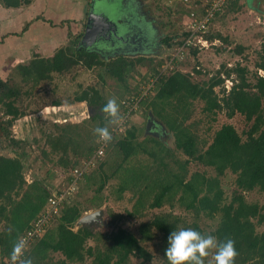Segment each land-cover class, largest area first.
<instances>
[{
    "label": "trees",
    "instance_id": "1",
    "mask_svg": "<svg viewBox=\"0 0 264 264\" xmlns=\"http://www.w3.org/2000/svg\"><path fill=\"white\" fill-rule=\"evenodd\" d=\"M102 1L105 2L99 0ZM32 2L33 0H0V5L18 8ZM241 2L230 0L223 12L212 19L209 30L219 17L241 11ZM88 10L84 12L86 20ZM186 11L189 12L188 7ZM116 19L118 21L119 16L116 15ZM29 24L30 22L25 24L23 31ZM85 31L84 27L73 41L59 46L52 55L35 53L30 60L14 64L11 73L13 77L16 76L15 79L5 78L0 74V136L2 140L9 142L8 146L13 145L17 150L15 156L0 155V227H3L0 230V264H7L14 242L45 211L51 196V189L45 184V180L35 179L30 183L26 180L23 158L27 156V143L13 136L11 129L16 119L26 115L20 102L22 95L25 92L30 94L31 91L26 89L23 92L22 88L27 84L36 87L44 81L53 82L56 74L63 75L79 65L87 68L99 66L102 70L99 78L104 84L114 80L126 86V89L131 87L128 77L136 63L125 56L127 53L112 57L108 62L104 61L98 51L84 42ZM187 34L185 31L184 36ZM70 35L71 32L68 37ZM204 36L211 40L222 35L219 32L214 35L205 33ZM223 39L228 40L227 37ZM164 41L169 47L175 42L181 43V39L173 41L170 37H166ZM77 42L79 46H76ZM198 48L192 47L194 52ZM244 49V46L237 45L235 52L242 53ZM259 53L260 61L257 66L264 69V44ZM142 59L139 57L136 61L141 62ZM162 64L160 61L158 67ZM221 68L209 82L203 84L194 82L189 72L169 70L167 74L158 77L156 86L144 95L142 101L148 102L149 111L152 110L160 120L154 129L160 130L159 127H163L172 132L174 147L165 145L154 136L140 139L136 125L125 128V131H115L116 125L109 124L106 115L100 111L108 100L104 89L96 86L83 89L80 85L81 89L76 92L73 101H85L95 110L90 116L93 129L88 130L84 122L68 123L66 118L55 121V131L44 134L49 148L45 147L41 152L49 161H57L63 169L75 170L77 166L82 167L83 161L93 156L97 149L99 137L94 130L108 126L113 134L108 149H113L121 159L115 154L116 166L113 165V169L112 166L107 168L105 159L109 154L106 156V152L102 157L103 161L83 172V179L79 181L83 186L78 195H83V191L89 189L94 190V195L86 199L90 205H84L74 195L69 196L60 213L52 217L46 233L32 243L25 252V257L30 258L32 264H84L86 255L93 256L91 264H129L131 256L148 261L153 255L143 242L159 235L163 239L165 252L171 232L191 227L204 235H214L218 241L229 238L234 240L238 252L235 264H264V230H259L264 223V205L250 202L246 195L255 190L264 192V76L258 73L250 76V70L240 61L232 67L222 64ZM222 70L226 72V77L221 74ZM158 72L156 70L151 76H156ZM232 74L236 76L233 77ZM225 79L233 81L229 91L224 86ZM220 85L224 94L222 97L215 90ZM132 100L131 97H125L120 102L121 116L129 111ZM196 100L203 103L202 112L207 114L209 122L223 110H226L228 117L242 114L250 123L246 136L243 137L232 123H224L213 132L211 141L206 136L201 137L197 120L192 119ZM54 105H61V101L55 100ZM135 112L132 111L131 114ZM129 122L130 117L125 125ZM141 154L147 157L141 160ZM182 155L187 158L183 159ZM134 157H137L138 164L132 163ZM191 161H197L207 169L195 171L188 177ZM228 170L236 175V188L231 197L227 198L222 177ZM115 177L120 178L116 189L120 196L127 190L137 196L134 211L129 216L142 217L146 214V209L161 208L168 203L172 208L178 204L185 210L186 216H192V220L188 221L185 215L170 210L159 212L152 219L143 222L140 236L124 227L109 234L96 233L88 225L75 230V223L84 212L91 207H102L105 186ZM73 180L74 175L71 173L68 182ZM204 218H217L216 227L207 231L202 226ZM55 221L57 224L51 228ZM91 238L96 241L105 239V246H87L86 243ZM54 253H60L61 257L58 260L50 259ZM207 258L205 264H209ZM167 263L169 264L168 260Z\"/></svg>",
    "mask_w": 264,
    "mask_h": 264
},
{
    "label": "rangeland",
    "instance_id": "2",
    "mask_svg": "<svg viewBox=\"0 0 264 264\" xmlns=\"http://www.w3.org/2000/svg\"><path fill=\"white\" fill-rule=\"evenodd\" d=\"M89 1L90 0H33L30 5L23 6V8L26 7V9L7 8L0 5V63L3 64L1 61L6 60L3 65L6 69L3 76L5 78L9 77L15 79L16 76L13 77L11 73V71L14 70L13 65L20 61L30 60L35 55L36 52L34 49L37 47L41 55H46L47 50H43L40 47L41 45L54 41L57 49L60 44H68L73 41L76 34L82 32L85 27L86 17L84 16V12L89 8ZM139 1L142 15H144V17L142 16V21L146 22L144 19H151L153 22H151L152 26L157 30V35L155 40H152V44L148 51L143 53L127 51L125 56L129 60H132L134 64L136 63L133 71L130 72L128 77V82L130 81L131 84L130 89H126V86L124 87L123 84H119L114 80H109L104 84L99 78V73L102 71L99 66L87 68L82 65L74 67L63 75L56 74L55 81L53 82L44 81L36 87H31V84H27L22 88L23 92L26 89L31 91L30 94H26L25 92L20 102L26 115L16 119L11 129L13 131V136L27 143V145L25 144L27 156L23 158V172L29 183L35 179L45 180V184L49 186L52 192L57 187L64 189L68 185V177L71 173L72 175H77L76 170H66L59 166L56 163L57 161H54V163L49 161L41 151L45 147L49 148L45 141L44 134L45 132L50 133L55 131L53 125L55 121H63V119L66 118L69 121L68 123L84 122L85 125L88 126V130L93 129V121H91L90 116L95 113V110L90 108L85 101H73L76 92L81 89L80 85L83 86V89L91 86L101 87L104 89V94L107 99L115 98L120 105V102L125 97L135 96V98H141L140 96H142L143 92L147 91L149 83L151 85H153V83L157 84L158 80L151 75L156 73V70H159L158 66H160V61L165 63L164 65L168 64V57L170 58V55L176 52L178 46V43L175 42L169 47L164 39L170 37L173 38V41H178L183 38L186 31L184 19L188 13L186 11V7L188 6L184 5L182 0ZM241 1L243 4L241 11L235 13L230 12L223 17H219L214 26L207 32L208 35H214L220 32L222 35L221 37L217 36L211 40L208 39V44L203 47L201 46L196 52H194L191 47L185 48L188 52L185 50L182 61L171 67L172 69H170V72L176 70L189 72L194 82L203 84L209 82L212 76L215 75L219 69H222V64H226L227 67H232L236 62L240 61L242 65L248 67L251 72V74H249L250 76L256 73L264 76V69L257 66V63L260 61L259 51L264 44V0ZM112 9L114 10V14L118 12V16L120 17L119 6H117V4H112ZM64 16L70 17V19H65ZM28 21H31V23L33 22L32 31L28 38L22 41H26L25 45L27 44L28 48H26L25 52L22 51L19 57H10L11 59L8 61V56L16 50H11V44L9 43L6 46L4 39L1 38H4V36L10 33L17 35L19 32L22 33ZM61 27L63 29H61ZM125 30H128L127 27ZM69 32H71L70 37H68ZM135 33L138 35L137 32ZM224 37H227L228 40H224ZM12 38L14 39L12 41L13 43L17 41L16 38ZM34 43H41V45L38 44V46H34ZM77 43L76 46H79V43ZM18 45L19 44H16V46ZM237 45L245 47L242 53L235 52V47ZM21 48L25 47L22 45ZM139 57L143 58L141 62L136 61ZM100 58L108 62L112 57L100 55ZM162 69L163 67L160 70ZM167 72H169V69H167L166 74ZM221 74L223 77L227 75L223 70ZM232 76L234 77L236 75L232 74ZM231 82H233L232 79H225L224 86L226 91L231 89L233 85ZM215 90L220 97L224 95L221 85L216 86ZM150 95L152 96L153 93ZM55 100L61 101V105H54ZM147 103V101H142L139 109L130 115V122L126 124L121 131H125V128L131 125H136L138 127L140 139L147 136H154L162 140L165 145L174 147V135L169 130H156L152 127L150 132L146 133L149 112ZM202 109L203 103L200 100H196L193 106L192 119L197 120L196 124L199 128L198 132L201 137L206 136L207 140L211 141L213 132L224 123H232L239 133H242L243 137L246 136L245 132L249 129L250 123L246 121L242 114L237 113L233 117H228L226 115V110H223L219 111L216 118L209 122L207 114L202 112ZM121 111L122 108L120 105V115ZM1 117L2 111H0V119ZM156 119L160 121L159 118ZM0 139V155L15 156L17 150H15L14 146H8L9 142L2 140L1 136ZM107 150L106 156L109 154L105 159V161H107V168L112 166L113 169L114 166H116V157L114 155H119L114 153V151H112L113 149L107 148ZM139 156L141 160L147 157V155L143 154ZM182 157L183 159L187 158L185 155H182ZM57 158L58 155L55 156V160H57ZM103 159H98L96 161V166L99 161L101 162ZM132 163H139L137 157L133 158ZM76 168H79V166ZM205 169L207 168L198 164L197 161H191L189 163L188 177L195 171H204ZM235 178L236 175L230 170L222 177V183L227 198L231 197L232 191L236 188ZM119 181L120 178L115 177L109 180L105 186V195L101 207L104 209V215H102L104 222L95 221L92 224H85L90 226L96 233L109 234L119 227H124L133 231L137 236H140V226L143 222L152 219V217L159 212H167L170 210L182 216L185 215L188 221L192 220V216L189 214L186 216L185 210L178 204L172 208L168 203L164 204L161 208L146 209V214L142 217L129 216L130 212L134 211L137 203V196L129 190L120 196L116 192ZM76 184H78L77 189L73 195L75 198L84 202V205L89 206L90 204L86 202V199L94 195V190L89 189L86 192L83 191V195H78L83 184L79 182ZM246 195L250 202L264 205V192L255 190L248 192ZM98 209L100 208L91 207L83 213L82 217ZM218 217L219 215H217V218ZM217 218L214 220L204 218L202 220V226L205 227L207 231L212 230L217 225ZM78 221L75 223V230L80 226H84L81 224L79 225ZM56 224L57 221L51 224V228L55 227ZM2 229L3 227H0V230ZM259 230H264V223L260 226ZM143 244L151 251L153 255L151 260L146 261L143 258L131 256L129 264H168L163 250L164 245H162L163 239L161 236L158 235L157 237H153L150 241L146 240ZM86 245L104 247L105 239L96 241L91 238L88 239ZM213 255L214 252L207 258L209 264H214ZM51 257L50 259L58 260L61 254L54 253ZM85 258L84 264H91L93 256L90 257L86 255Z\"/></svg>",
    "mask_w": 264,
    "mask_h": 264
},
{
    "label": "built area",
    "instance_id": "3",
    "mask_svg": "<svg viewBox=\"0 0 264 264\" xmlns=\"http://www.w3.org/2000/svg\"><path fill=\"white\" fill-rule=\"evenodd\" d=\"M182 1V3L188 6L189 9V12L186 14L184 19V27L186 28L188 34L181 38V43L178 44L176 52L172 53L170 55V58L168 57V64L164 65L165 63H163L159 70H157L159 72L156 76H154L156 80H158L161 75L166 74L167 69H172L171 67H173L176 63L182 61L185 50L187 48H192L193 46H197L200 48L201 46L203 47L208 44V39L204 36V34L209 31L212 19H214L219 12H223L224 8L227 6L230 0ZM162 67L163 69L160 70ZM155 85L156 84L154 83L153 85L149 83L147 91L143 92L142 96H140L141 98L131 97L133 99L132 105L129 111L124 114V116H122L123 120L116 125L115 131H121L122 128L126 126L125 123L130 117L131 112L137 111L139 109L140 105L142 104L144 95H146L147 92ZM97 143L98 145L94 155L91 156L88 160L83 161L84 164L82 167L80 166L79 168L75 169L77 175H74V180L68 182V185L64 189L57 187L51 192V196L49 197L45 211L40 214V216L32 223V226L27 229L25 233L20 237V239L22 238L27 241V250L30 248L34 241L41 238L46 233L47 228L51 223L52 217L60 213L65 200L76 192L78 185L76 183H78L80 179H82L83 172L86 169L93 167L96 164V161L105 155L108 148V143L101 141L100 138L98 139ZM7 264H10V260H8Z\"/></svg>",
    "mask_w": 264,
    "mask_h": 264
},
{
    "label": "clouds",
    "instance_id": "4",
    "mask_svg": "<svg viewBox=\"0 0 264 264\" xmlns=\"http://www.w3.org/2000/svg\"><path fill=\"white\" fill-rule=\"evenodd\" d=\"M100 111L106 115L109 124L117 125L123 120L115 98L108 99ZM94 131L105 143L113 140L108 126L97 127ZM26 250L27 241L22 238L16 240L10 253V264H32V260L25 257ZM213 252L214 264H235L238 256L234 240L218 241L214 235H204L191 227L171 232L165 249L169 264H205V259Z\"/></svg>",
    "mask_w": 264,
    "mask_h": 264
},
{
    "label": "flooded vegetation",
    "instance_id": "5",
    "mask_svg": "<svg viewBox=\"0 0 264 264\" xmlns=\"http://www.w3.org/2000/svg\"><path fill=\"white\" fill-rule=\"evenodd\" d=\"M94 1L95 3L93 6L91 5L92 0L91 2L89 1L90 7L87 12L88 15L85 30L88 23L93 24L95 21L96 27L101 28V31L103 32L99 36L92 35L89 38H85L84 42L86 45H89L91 49L98 51L100 55H106L109 57H115L118 54L127 53V51H134L137 53L148 51L150 45L152 44V40H155L157 30L154 26H152L153 22L151 19H144L146 22L142 21V16L144 17V15H142L139 0H105V2H99V0ZM110 3L117 4V6H119L120 17L118 21L116 19L118 12L114 16L111 14L114 10L112 9V4ZM91 9L94 10V14L103 13L110 16L111 19L117 21V25L105 26L103 25L104 21L100 18H89ZM120 24L125 26L121 27ZM126 27L128 30H125ZM135 32H137L138 35ZM159 128L160 130L164 129L163 127L162 129L161 127Z\"/></svg>",
    "mask_w": 264,
    "mask_h": 264
},
{
    "label": "water",
    "instance_id": "6",
    "mask_svg": "<svg viewBox=\"0 0 264 264\" xmlns=\"http://www.w3.org/2000/svg\"><path fill=\"white\" fill-rule=\"evenodd\" d=\"M94 0H92V6L94 5ZM113 12V13H112ZM111 14L114 16V11H112ZM90 17H94L96 19L100 18L101 20L104 21L103 25H117V22L113 19L110 18V16L105 15L103 13H95L94 14V10L91 9L90 12ZM103 31H101V28L96 27L95 21L93 24L89 23V25L86 27V31H85V38H89L92 35L95 36H99L101 35ZM158 120L155 118V115L153 113L152 110L149 111V116H148V124H147V128H146V133H149L151 128L158 126ZM102 215H104V209L100 208L98 210L92 211L90 213H87L86 215H84L83 217H81V219H79L78 224L80 225H85V224H92L95 221L97 222H104V219L102 218Z\"/></svg>",
    "mask_w": 264,
    "mask_h": 264
},
{
    "label": "crops",
    "instance_id": "7",
    "mask_svg": "<svg viewBox=\"0 0 264 264\" xmlns=\"http://www.w3.org/2000/svg\"><path fill=\"white\" fill-rule=\"evenodd\" d=\"M30 5V4H29ZM28 7V6H27ZM18 8H21V9H26V7L25 8H23V6H21V7H18ZM64 18L65 19H70V17H67V16H64ZM29 22V21H28ZM67 22V21H66ZM33 23V22H32ZM31 23V21H30V24H29V26L27 27V29H25L22 33H18V35L17 34H12V33H10V34H8V35H6V36H4V38H1V39H4V41H5V43H6V46H7V44H11V50H16L14 53H11V55H9L8 56V61L12 58V57H14V56H17V57H19V54H21L22 53V51H24L25 52V50H26V48H28V46H27V44L25 45V42H22L23 40H25L26 38H28V36L31 34V31H32V26H33V24ZM61 29H63L62 27H61ZM12 37H14V38H16V42H12L14 39L12 38ZM68 39V38H67ZM39 41V40H38ZM67 41V40H66ZM13 44H12V43ZM19 44L18 46H16V44ZM39 45H41V43H38ZM38 44L37 43H34V46L35 45H37L38 46ZM63 44H65V43H62V44H60V46L61 45H63ZM24 46L25 48H21V46ZM56 44L54 43V41H51V42H49V43H47V44H43V45H41L40 47L43 49V50H47V54L46 55H52L54 52H55V50H56V46H55ZM33 46V45H32ZM36 46V47H37ZM8 48V47H7ZM9 49V48H8ZM35 50V52L36 53H39V50H38V47L36 48V49H34ZM28 54H30V53H28ZM11 57V58H10ZM30 57V56H29ZM3 64H1V66H0V74H2V76L4 75V71L6 70L5 68H4V63L6 62V60L5 61H1Z\"/></svg>",
    "mask_w": 264,
    "mask_h": 264
}]
</instances>
